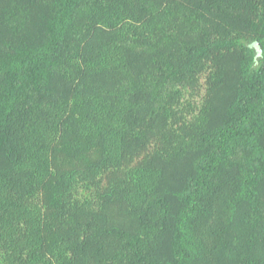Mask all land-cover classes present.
Returning a JSON list of instances; mask_svg holds the SVG:
<instances>
[{"label": "trees", "instance_id": "16d2710c", "mask_svg": "<svg viewBox=\"0 0 264 264\" xmlns=\"http://www.w3.org/2000/svg\"><path fill=\"white\" fill-rule=\"evenodd\" d=\"M0 264H264V0H0Z\"/></svg>", "mask_w": 264, "mask_h": 264}]
</instances>
